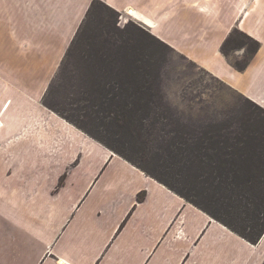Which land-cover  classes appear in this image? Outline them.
Wrapping results in <instances>:
<instances>
[{"label":"crops","instance_id":"0c3cea01","mask_svg":"<svg viewBox=\"0 0 264 264\" xmlns=\"http://www.w3.org/2000/svg\"><path fill=\"white\" fill-rule=\"evenodd\" d=\"M94 1L0 0V264H264V235L247 241L44 104ZM97 1L264 108V0ZM236 28L260 43L244 70L221 50Z\"/></svg>","mask_w":264,"mask_h":264},{"label":"rangeland","instance_id":"374dc122","mask_svg":"<svg viewBox=\"0 0 264 264\" xmlns=\"http://www.w3.org/2000/svg\"><path fill=\"white\" fill-rule=\"evenodd\" d=\"M229 55L233 63L244 58L234 50ZM109 89L119 92L107 94L113 99H104L102 108L103 95ZM133 90L145 91L139 94L143 109L151 106L150 115L143 111L139 115L146 125L152 124L143 138L111 118L105 120L116 102L135 100V96L129 97ZM44 104L88 135L126 148L147 168L177 173L179 184L195 187L193 194L217 184L194 175L200 177V158L208 160L207 166L214 170L218 149L235 162L234 168L240 173L236 179L234 172L229 173L221 183L234 187L235 192H230L240 198L227 199L224 195L221 203L225 201L227 207H251L256 203L251 192L264 188V111L186 56L153 39L136 22L120 19L102 3L94 6L81 26ZM44 143L49 145V141ZM29 144L22 140L19 146ZM61 145L65 148V142ZM67 149L76 150L73 144Z\"/></svg>","mask_w":264,"mask_h":264},{"label":"trees","instance_id":"16d2710c","mask_svg":"<svg viewBox=\"0 0 264 264\" xmlns=\"http://www.w3.org/2000/svg\"><path fill=\"white\" fill-rule=\"evenodd\" d=\"M100 1L95 0L92 4V7L88 13V16L90 12L94 9V6L97 4H100ZM106 8H108L112 13L117 14L118 13L110 8L109 6L105 5ZM151 37L163 44L164 42L160 41L158 38H156L154 35H152L150 32H148ZM167 45V44H166ZM245 48V54L244 58L241 61H236L234 63V66L238 70H244L260 48V43L252 38L247 33L243 32L242 30L236 28L232 31L230 36L224 41L222 44L221 50L222 53H224L226 56L230 54L231 50H238ZM119 91L109 89L106 91V93L103 95L104 98H102L103 107L106 99L108 97L112 98V94L117 93ZM145 91H135L133 90V95L129 94V97L135 96V100L128 99V101H123L121 103L116 102V105H114L111 110V114H105V120L108 118L113 119L116 123H121L120 126H126L128 131L131 133H138L143 138V132H150L151 129V123H148V125L145 124L144 120H140L139 115L140 112L143 111L150 115L151 113V106L148 104L147 106H144L146 109H143L139 104H142V98L139 94ZM112 93L110 96L107 94ZM105 99V100H104ZM115 99V98H114ZM249 103H251L254 107L261 108L264 111V108L259 106L258 104L250 101L248 99ZM105 113V112H104ZM104 116V115H103ZM104 118V117H103ZM83 130V129H82ZM85 131V130H84ZM86 132V131H85ZM89 134V133H88ZM90 136L100 143H102L104 146L109 148L111 151L116 153L117 155L123 157L136 167L140 168L142 171H144L147 175L153 177L158 182L164 184L167 186L170 190L177 193L179 196L184 198L186 201L190 202L191 204L195 205L199 209L203 210L207 214H209L212 218L215 220L221 222L225 226H227L229 229L246 239L247 241L256 244L260 241L262 236L264 235V188L259 189L257 191H252L251 197L256 200L255 202H252L250 205L251 207L246 206L245 208L240 207V205L227 207L228 204L221 203L222 200L225 199L224 195L227 199H234V200H240L239 195H236V198L234 197L235 194H232L230 191L235 192V188L231 187L228 188L227 186L222 185L221 183L224 180H227L229 178V173L234 172V179L240 178L239 171L235 170V162L231 161L228 156H225V154H222L221 152L217 151L216 157V165H214V170H210V167H208V160H204L203 158H200V163L203 164L200 169V177L199 174L195 173V177L197 179H202L203 182H210L209 180L212 179L214 181H217V184L213 185V187H207L208 191H202L200 189L198 195L193 194L192 191H196L195 187L193 189L187 188L181 184H179V180L176 177L177 173H173L171 171H164L157 172L156 170H151L147 168L143 164V160L139 158H135L134 155L130 154L126 148H120L119 146L111 143L109 140H106L104 138H101L99 136H96L94 134H90ZM120 142V140H118ZM145 142V139L142 141ZM218 143V141L216 142ZM199 166V165H197ZM205 167H208L209 170H206ZM211 171V172H210ZM184 174V173H183ZM190 175L191 172H188ZM63 182V179L60 181V184ZM199 187V186H198ZM204 188V187H203ZM206 190V188H205ZM207 192V196L205 193ZM238 194H240L238 192ZM248 194V193H247ZM241 197H243L246 200H250V198L244 194L241 193ZM145 194L144 192L140 193L138 195V200L141 201L144 198ZM200 197V198H199ZM231 203V201H230ZM226 208L225 212L223 211L224 208ZM223 208V209H222Z\"/></svg>","mask_w":264,"mask_h":264}]
</instances>
